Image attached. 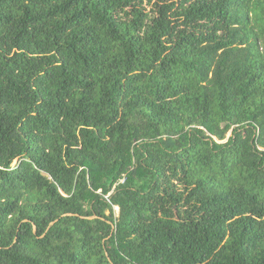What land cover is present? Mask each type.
Listing matches in <instances>:
<instances>
[{
    "label": "trees",
    "instance_id": "16d2710c",
    "mask_svg": "<svg viewBox=\"0 0 264 264\" xmlns=\"http://www.w3.org/2000/svg\"><path fill=\"white\" fill-rule=\"evenodd\" d=\"M143 1L0 0V264H264V0Z\"/></svg>",
    "mask_w": 264,
    "mask_h": 264
},
{
    "label": "rangeland",
    "instance_id": "374dc122",
    "mask_svg": "<svg viewBox=\"0 0 264 264\" xmlns=\"http://www.w3.org/2000/svg\"><path fill=\"white\" fill-rule=\"evenodd\" d=\"M157 2V0H144L143 1V7L146 9V11H151V9L154 8V4ZM15 162L12 164L14 165Z\"/></svg>",
    "mask_w": 264,
    "mask_h": 264
},
{
    "label": "water",
    "instance_id": "95a60500",
    "mask_svg": "<svg viewBox=\"0 0 264 264\" xmlns=\"http://www.w3.org/2000/svg\"><path fill=\"white\" fill-rule=\"evenodd\" d=\"M53 224V223H52ZM35 232V229L33 230Z\"/></svg>",
    "mask_w": 264,
    "mask_h": 264
}]
</instances>
